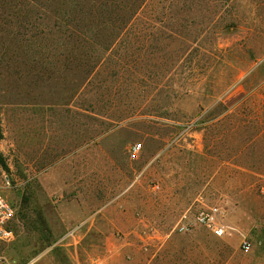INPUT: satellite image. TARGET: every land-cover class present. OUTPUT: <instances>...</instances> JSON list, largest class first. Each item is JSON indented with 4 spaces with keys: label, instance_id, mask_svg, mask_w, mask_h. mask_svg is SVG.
<instances>
[{
    "label": "rangeland",
    "instance_id": "374dc122",
    "mask_svg": "<svg viewBox=\"0 0 264 264\" xmlns=\"http://www.w3.org/2000/svg\"><path fill=\"white\" fill-rule=\"evenodd\" d=\"M0 194V264L261 263L264 0H0Z\"/></svg>",
    "mask_w": 264,
    "mask_h": 264
},
{
    "label": "built area",
    "instance_id": "2783aa9c",
    "mask_svg": "<svg viewBox=\"0 0 264 264\" xmlns=\"http://www.w3.org/2000/svg\"><path fill=\"white\" fill-rule=\"evenodd\" d=\"M140 151L141 147L134 145L130 153L133 157H136ZM16 217L17 210L15 207L0 194V241H10L13 239L12 224ZM195 224L203 227L217 238H225L230 234V228L225 224L223 219V211L217 206L204 205L201 207L195 215ZM241 246L245 252L250 251L252 248V244L247 239L242 242Z\"/></svg>",
    "mask_w": 264,
    "mask_h": 264
},
{
    "label": "crops",
    "instance_id": "0c3cea01",
    "mask_svg": "<svg viewBox=\"0 0 264 264\" xmlns=\"http://www.w3.org/2000/svg\"><path fill=\"white\" fill-rule=\"evenodd\" d=\"M82 229H79L74 236L79 234ZM87 236L88 234L83 232L79 238V243L84 242ZM126 245L127 243L122 246H118V243L114 238H108L105 247L107 264H146L145 262L147 259H143L144 261L142 262L139 257L134 256L135 250L130 247H126ZM259 264H264V260H261V263Z\"/></svg>",
    "mask_w": 264,
    "mask_h": 264
}]
</instances>
